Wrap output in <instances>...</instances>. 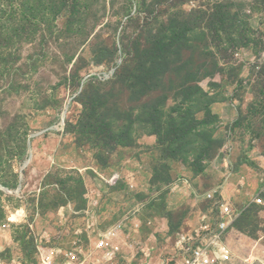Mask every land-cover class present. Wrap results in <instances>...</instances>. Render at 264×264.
<instances>
[{
    "label": "rangeland",
    "instance_id": "374dc122",
    "mask_svg": "<svg viewBox=\"0 0 264 264\" xmlns=\"http://www.w3.org/2000/svg\"><path fill=\"white\" fill-rule=\"evenodd\" d=\"M263 187L264 0H0V264L98 257L95 189L160 257L230 203L234 264H264Z\"/></svg>",
    "mask_w": 264,
    "mask_h": 264
},
{
    "label": "built area",
    "instance_id": "2783aa9c",
    "mask_svg": "<svg viewBox=\"0 0 264 264\" xmlns=\"http://www.w3.org/2000/svg\"><path fill=\"white\" fill-rule=\"evenodd\" d=\"M121 179L120 173L100 177L108 190L115 187ZM213 198L214 194L208 196V199ZM103 200L104 193L101 189L92 190L89 207L85 211L87 226L93 230L98 257L91 260L90 254H85L78 247L56 248L51 252L44 251L38 264H91V262L92 264H131L132 260L137 264L236 263L234 248L229 242L228 235L242 212L230 203L217 201L218 216L205 215L191 228L184 229L178 235L174 250L160 257V254L155 252L154 244L152 247L134 252L135 237L132 228L137 229L140 226L136 223V218L125 217L105 228L100 227L107 221L108 214ZM254 203L263 205L264 198L259 194L254 199Z\"/></svg>",
    "mask_w": 264,
    "mask_h": 264
},
{
    "label": "bare ground",
    "instance_id": "6f19581e",
    "mask_svg": "<svg viewBox=\"0 0 264 264\" xmlns=\"http://www.w3.org/2000/svg\"><path fill=\"white\" fill-rule=\"evenodd\" d=\"M64 117H65V115H64ZM29 153H30V152H29ZM28 162H29V160H28L27 162L24 163L23 168L27 165ZM21 215H22L21 211L18 212L17 214H14V215H13V220H14V221H18V220L20 219Z\"/></svg>",
    "mask_w": 264,
    "mask_h": 264
},
{
    "label": "crops",
    "instance_id": "0c3cea01",
    "mask_svg": "<svg viewBox=\"0 0 264 264\" xmlns=\"http://www.w3.org/2000/svg\"><path fill=\"white\" fill-rule=\"evenodd\" d=\"M221 193H222V195H224V197L226 196L224 192H221Z\"/></svg>",
    "mask_w": 264,
    "mask_h": 264
}]
</instances>
